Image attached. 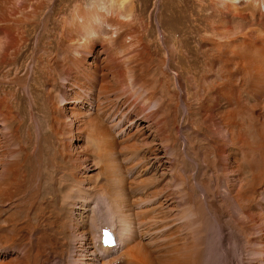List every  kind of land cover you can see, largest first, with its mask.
<instances>
[{
    "label": "rangeland",
    "instance_id": "rangeland-1",
    "mask_svg": "<svg viewBox=\"0 0 264 264\" xmlns=\"http://www.w3.org/2000/svg\"><path fill=\"white\" fill-rule=\"evenodd\" d=\"M47 1L40 9L43 17L55 11L56 14L46 16L45 23L32 25L38 28L28 36L29 48H24L18 64H12L11 57L0 63V179L6 169L12 172L6 171L9 175L3 177V184L7 175L12 177V185L5 188L0 185V191L9 192H0V264H69L64 259L72 253H67L66 244L73 238L72 234H79L82 229L87 204L84 200L92 198L102 204L105 213L100 195L112 187L115 172L128 181L123 183L127 182V194L141 186L145 187L139 189L137 198L147 200L150 193L158 194V213L168 209L174 215L182 211L181 206L187 204L196 209L202 203L204 213L193 215V230H186L184 224L178 227L182 219L176 223L178 231L173 228L164 234L170 237L175 232V240L186 247V243L199 241L201 232L207 237L209 264H240L241 260L244 264H264L261 255L264 249V38L255 37L254 29L260 25V15L231 19L228 25L237 32L233 40L216 37L214 30L218 31V27L191 38L193 30L185 29L186 22L165 14L173 0H159L155 11L162 15L158 17L152 13L156 1L152 0L146 13L148 27L142 31V46H130L128 38V46L122 49V39L116 38L121 52L118 55L96 43L93 52L90 49L75 60L68 42L74 39L75 33L71 31L74 24L64 20H73V11L78 8L85 11L95 6L92 0ZM182 1L187 14L188 9L200 8L196 0ZM33 4L35 0H0V45L8 40L6 30L18 8L27 11ZM97 7L98 12L105 14ZM188 52L190 55L186 56ZM197 54L201 57L199 64L193 60ZM210 93L215 96L212 101H209ZM147 94L152 97L145 105ZM95 103L106 106L107 114L115 108L112 112L123 120L117 128L109 120L104 121L117 141L122 138L117 135L118 130L136 116L142 119L140 124L131 125L133 138L119 141L115 147L94 141L89 121L96 114L89 113L88 106ZM147 123L159 127L164 141L174 150L172 163L165 150L158 160L149 153L142 157L141 152L147 151V142L151 140L147 136H152L149 127L141 129ZM159 141L160 145L162 141ZM133 166L135 173L131 175ZM33 180L46 181L51 186L49 193L41 188L44 197H36V202L27 192ZM70 181L82 192L75 194L69 188ZM64 190L66 193L71 190L70 195L64 194ZM33 205L35 208H27ZM240 205L248 209L254 222L239 213ZM67 223L68 227L71 224L68 230L64 227ZM90 227L94 225L91 223ZM54 229L59 234L51 240L56 243L48 247L45 244ZM166 248L164 252L168 251L169 255L165 258L185 254L169 251L173 248L169 244ZM162 250L153 255L160 258Z\"/></svg>",
    "mask_w": 264,
    "mask_h": 264
},
{
    "label": "bare ground",
    "instance_id": "bare-ground-1",
    "mask_svg": "<svg viewBox=\"0 0 264 264\" xmlns=\"http://www.w3.org/2000/svg\"><path fill=\"white\" fill-rule=\"evenodd\" d=\"M138 1H141V0H92V2H91L92 6H95L94 7L95 9L93 8L92 10H85L84 11L83 8H78V10L73 11V13H74V19L73 20H69L65 16L64 19H68V20H64V21H67L68 24H69V21H72L73 22L72 24H74L71 28V31H73V33H75L74 39H68V42L70 45L69 51H70L72 57L75 60H78L81 58L82 54L88 52V50L91 49L90 52H93L94 47L96 46V43H101V45H103L104 49H108L109 51L111 50L112 54L118 55L119 53H121L120 48L116 45V40L118 38L122 39V45H121L122 49H125V47L128 46V44L126 45V39H128V38H130V41H129L130 46L133 45L136 48L139 47L140 45L142 46L141 43H142V39L144 38V37L142 38V34H143L142 31L147 30V27H148L149 22L146 20V13L149 10V7H150L152 0H143V2L141 1V3H139ZM196 1L198 2L199 7H200L199 10H197V11H194L196 9V6H195L193 10L188 9L189 14H187L186 10H185V3L182 0H181V3H179V0H173V3H172L173 5L171 6V8L169 7L170 11L168 13H165L166 15L173 14V15H171L172 17L170 16L171 18H174L177 16L178 21H180V22L181 21L186 22V23H184L185 29L193 30V31H190L191 38H197L196 35L198 33L205 32V31L207 33L208 30H211L212 28L215 29L216 27H218L219 28L218 31L214 30V32H216L214 34L218 35V36L215 35L216 37H218L221 40L222 39H226V40L232 39L233 40V38H236L235 36L237 35V32L232 30L233 28H231L228 25L229 22H231L230 20L235 18V17L244 18V16L246 17V15H248V16L250 15L251 17H255V15H258V14L260 15L261 19H259V20H261V22H260V25L258 27L254 28L255 32H256L255 37H257L258 39L264 38V0H196ZM47 2H48L47 0H35V4L31 5L27 11L24 10V8H18V10L14 13V15L12 16L13 22L8 27L9 30H6L7 31L6 34H7V36H9V37H7L8 40L6 42L1 41L0 63L4 60H7L9 57H11V63L15 64V65L18 64L19 59H21L23 57L22 54H24V48H27V49L29 48L30 37H28V36H30V34L32 35L33 32H35V30L38 28V27L32 26V25L45 23V17L46 16L50 17V16H52V15L54 16L56 14V11H55L54 13H48L45 17H43L40 9L42 7H44L47 4ZM158 2H159V0H156L154 2L155 3V5H153L154 10L152 11V13L153 14L155 13L157 17L159 15H162L160 11H157V12L155 11L157 9ZM97 6L102 8L104 10L105 14L98 12L99 10H98ZM204 9H207V10L210 9L211 11L209 13L204 14V12H203ZM198 12H201V13H198ZM109 13H111V15H112L111 17H108L106 15ZM48 24H49V21H48ZM184 24L181 27V30L184 28ZM65 27H67V25ZM71 34H72V32H71ZM244 35H246V34H244ZM169 43H171V42H169ZM2 44H3V46H2ZM24 44H25V46H24ZM174 44H175V42H174ZM22 46H24L23 50H21ZM185 49H186V47H185ZM96 54H97V52H96ZM112 54H110V55L112 56ZM189 55H190L189 52L186 53V56H189ZM200 59H201L200 55L197 54L195 59H193V60L194 61L196 60L197 63L199 64ZM2 63H4V62H2ZM35 67H37V66H35ZM130 76L128 75L129 78H130ZM125 77H127V76H125ZM250 77H252V76L250 75ZM134 80L135 79H133V82H134ZM18 81L20 83L23 82L22 79H20ZM133 87H134V85H133ZM148 94H150V93H148ZM148 96L149 97L146 96L147 98H145L143 101V103L145 105H146V103L147 104L149 103V101H150L149 99H151L152 94L148 95ZM209 96L211 97L209 99V101H212L215 98L214 94H212V93H210ZM209 104H210V102H209ZM88 110H89V113L94 112V114H96L95 118H93L92 120L89 121V123H90L89 129L92 131L94 138H95V139L94 138L93 139H94V141L97 140V141L104 142L103 145H105L106 147H112V146L115 147V145L119 141L121 142L124 140L126 141V140L132 139L134 135H132L130 133L131 125H133L134 123L140 124L142 121V119L140 120L139 117L136 116V118L133 121H131V123L129 125H126L123 128H121L120 130H118L117 135L122 136V138H121V140L119 139V141H117L116 138L113 136L114 134L111 133L112 131H110L109 127H106L104 125V121L109 120L111 123V126L117 128L121 124V122L123 121L120 117L118 118V113L112 112V110H115V108L112 109L111 111H109V114H107L106 106H104V105L102 106L99 103H95V104L88 106ZM152 123L144 124L141 127V129L142 128L146 129V126L149 127L148 129H151L150 135H152L151 137L147 136L151 140L149 142H147V146H148L146 148L147 151H145L144 153L141 152L142 157H146V154L149 153V154L154 155V159L158 160V158H160V156H162V150H165L166 157L170 158L169 159V160H171L170 163H172L174 161V160L172 161V159H174V153H173L174 150L172 151L171 147H169V144L166 141H164L165 139H164V137L161 136V135H163V133L160 130V128L155 126ZM157 138L162 141V142L161 141H159V142H161L160 145L163 144L162 145L163 148H160V145L158 143ZM136 152H137V150H136ZM18 153H20V152H18ZM134 153H135V151H134ZM108 154H109V152H108ZM134 155H136V154H134ZM142 157H140V158H142ZM132 158H133V156L130 157V159H132ZM12 159H14V158H12ZM28 159H30V158H28ZM8 160H10V159H8ZM4 162H5V160H4ZM38 162H40V160H38ZM20 165H22V164H20ZM3 166H5V165H3ZM3 168H5V167H3ZM135 168H136V166L135 167L133 166L132 168H130L131 169L130 170L131 175L135 173V171H134ZM12 169L14 170V168H12ZM118 169H119V166H118ZM7 170L8 169L5 170L4 176L7 172H11V171H7ZM9 170H10V168H9ZM7 174L9 175V173H7ZM10 174H12V172ZM16 174H18V173H16ZM117 174L115 172L114 177H113V183H111L112 187L109 190L107 189L106 192H101V195H100L101 199L103 200V202L105 203V206H106V207L104 206L105 211H106L105 213L107 214V215H105L106 217L103 216L105 213L102 212L104 210V208L102 209V207H101L102 204L94 202L92 200V198H90V201H89L88 200L89 198L84 197L86 199V200H84V202L86 201L85 203H87L86 206L84 207L85 210L83 213L84 223H83L81 231L78 230L79 234H76V233L74 235L72 234L73 238L70 239L69 242L67 241L68 242V244H66L67 245V247H66L67 253H68V251H70V253H72V255L66 256L67 257L66 260L64 259L65 262L68 261L69 264L70 263L71 264H178V262L180 264H185V263L186 264H209L208 262H206V255H207L206 253H207L209 246L207 244L208 243L207 237L204 236V234H201V232H199L197 238H200V239L196 243L192 241L191 244H187L185 242L186 247H184L183 244L182 245L178 244L179 242H177L175 240V238H174V236L176 235L175 232H173L172 235H170V237H169V235L164 234V232L166 230H170V229L172 230L173 228H175V226H177V224H176L177 221H180L182 219L183 220L181 221V223L178 227H180L181 225L184 224L183 226H185V229L190 230L194 224V216L193 215L197 214V213L198 214L201 213L203 215V213H204L205 207H203L202 203H198V205L196 206V209H195V206H194V208H192L190 205H187V204L185 206H181L182 211L179 210L174 215H171V213H169L167 211L168 209H164L162 211H159V213H158L157 209H159V207H158L157 201H156L158 199V198H156V196H159L158 194L155 195L153 193L152 194L150 193L147 196V198H149L147 200L141 198L140 196H139L140 198H137L136 195L138 194L139 189L144 188L145 186H141V187H137V188L135 187L136 189H133L131 187L132 188L131 194L130 193L127 194L125 185H127L128 181L124 179V176L122 178V177L117 176ZM8 175L5 177L6 179H5L4 184H3V180H4L3 177L4 176L2 177V179H0V185H3L4 188H5V185L6 186L12 185V180H11L12 177L9 178ZM37 175H42V174H36V176ZM112 175H113V173H112ZM17 176H19V175H17ZM57 176H58V174H57ZM14 179H17V178L14 177ZM124 181H127L126 184H123ZM13 182H16V181H13ZM17 182H18V180H17ZM73 183L74 182L70 181L69 188L72 191H74L75 194L77 192L78 193L82 192L80 187L79 186L75 187L76 183H74L75 185ZM131 183H133V182H131ZM136 183L138 184L137 181H136ZM16 185L14 184V186H16ZM141 185H144V184H141ZM130 186H132V185L130 184ZM139 186H140V183H139ZM11 188H15V187L11 186ZM18 188L20 189V185L18 186ZM27 188H28V190H27L28 194L32 197H35L34 201L36 200V197H40V198L44 197V195L40 194L41 188L46 189L47 191L49 190L47 193H49L51 191V186L49 185V183L46 181H42V180H39V181L33 180L32 183H29V187H27ZM57 188H55V189H57ZM71 190H69V191L71 192ZM15 191H17V190H15ZM0 192L7 193L8 191L7 192L6 191H0ZM12 192L14 193L13 190H12ZM64 192H65L64 194L70 193V192L66 193L65 190H64ZM146 192H148V191H146ZM20 193H22V192H20ZM64 197L66 199V195ZM29 199H30V197H29ZM63 199H60V200L62 201ZM66 200H68V198ZM186 200H187V197H186ZM26 201L28 202V200H26ZM168 201L170 202L171 199H169ZM171 202H173V201H171ZM22 204L24 205V203H22ZM93 204H94V206H93ZM38 205H39V203H38ZM61 206H62V204H61ZM21 207L23 208V206H20V208ZM32 207H34V205L31 207H27V208H32ZM133 207L135 209V212H132ZM24 208H26V207H24ZM136 208H138V209H136ZM46 209H48V208H46ZM54 209H56V207ZM54 209H53V211H54ZM41 210L42 209H40V211ZM238 210H239V213L241 215H245L246 218L249 219V222L250 221H251V223L254 222L255 218H253L249 215L247 208L240 205V208H238ZM44 211H46V210H44ZM100 212H102L103 215ZM136 212H139L140 214H136ZM166 212H168V214ZM24 213L25 212H23V214ZM27 216H28V214L26 215V218L28 219ZM49 216H51V215H49ZM34 217H36V216H34ZM92 220H95V222H93ZM51 223H52V221H51ZM75 223L76 222H74V224ZM91 223L94 225V227H90ZM68 225H69V223H67V225L64 226L66 228V230H68V228H70V226H71V224L69 227H68ZM254 225L255 224H253V226ZM61 227H62V225H61ZM178 227L175 228L176 231H178V229H179ZM65 228H63V229H65ZM104 228H109L113 231L115 243H113L112 248H117V249L107 248L108 251L105 253H103L102 250L106 251L107 249H104L103 247H109V246L105 245L102 241L101 232H102V229H104ZM25 230L27 231V229H25ZM192 230H193V228H192ZM58 231H60V230H58ZM58 234L59 233L57 232L56 229L51 230V232L49 233V240H48V242L46 241L47 244H45V245H47L49 247L50 245L56 243V242H53L51 240H54ZM70 234H69V236H71ZM162 234H164V235H162ZM244 234H245V232H244ZM241 235L243 237L242 233H241ZM27 236H28V234H27ZM27 236H26V238H27ZM12 238L10 237L11 240H12ZM14 238H15V236H14ZM117 239H119V241ZM247 239H249L248 242L251 243L250 237ZM259 239L261 240V237H259ZM17 240H19V238ZM62 241H63V239H62ZM164 241H165V243H162ZM39 243H41V242H39ZM167 244H169V247H173L169 251L184 252L185 254H181L180 256H178L176 258L175 257L174 258H165L166 256L169 255L168 251L164 252V249H167L166 248ZM203 245H205V246H203ZM118 246H119V248H118ZM82 247H84L83 248L84 253L80 255L79 251H81ZM248 247H250V248H248ZM24 248H26V247H24ZM41 248H40V250H42ZM160 248L163 249L162 250L163 254L160 252L158 255L160 258H158V257L153 255V252H155V255H156L158 253V252L156 253V251H158ZM247 248H248V252L250 253L252 250V246L249 245V246H247ZM110 249H112V250H110ZM183 249H184V251H183ZM26 250L28 251L29 247H28V249L26 248ZM261 255L264 256V249H262ZM69 256H73V257L79 256V257L77 259L72 258V257H70V259H68ZM107 257L109 259L105 260ZM239 263L244 264L243 260L239 261Z\"/></svg>",
    "mask_w": 264,
    "mask_h": 264
}]
</instances>
